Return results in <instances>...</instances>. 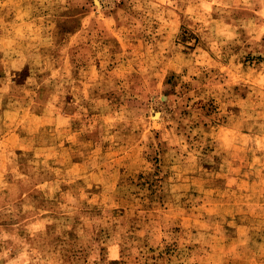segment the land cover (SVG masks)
Segmentation results:
<instances>
[{"label": "rangeland", "instance_id": "1", "mask_svg": "<svg viewBox=\"0 0 264 264\" xmlns=\"http://www.w3.org/2000/svg\"><path fill=\"white\" fill-rule=\"evenodd\" d=\"M0 264H264V0H0Z\"/></svg>", "mask_w": 264, "mask_h": 264}, {"label": "bare ground", "instance_id": "2", "mask_svg": "<svg viewBox=\"0 0 264 264\" xmlns=\"http://www.w3.org/2000/svg\"><path fill=\"white\" fill-rule=\"evenodd\" d=\"M158 118H159V115H157L156 119H158Z\"/></svg>", "mask_w": 264, "mask_h": 264}]
</instances>
